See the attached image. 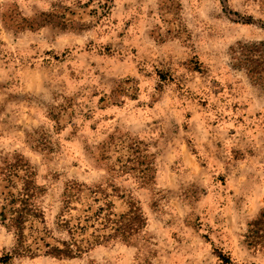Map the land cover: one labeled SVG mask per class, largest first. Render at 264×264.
<instances>
[{
    "label": "rangeland",
    "instance_id": "1",
    "mask_svg": "<svg viewBox=\"0 0 264 264\" xmlns=\"http://www.w3.org/2000/svg\"><path fill=\"white\" fill-rule=\"evenodd\" d=\"M15 168L55 238L72 180L142 220L72 257L0 222V264H264V0H0V193Z\"/></svg>",
    "mask_w": 264,
    "mask_h": 264
},
{
    "label": "trees",
    "instance_id": "2",
    "mask_svg": "<svg viewBox=\"0 0 264 264\" xmlns=\"http://www.w3.org/2000/svg\"><path fill=\"white\" fill-rule=\"evenodd\" d=\"M9 177L3 178L11 187L18 185L12 180L19 177L20 186L15 191L0 193V222L4 224L14 237L13 249L22 254H35L45 249V253L60 257H72L82 253L93 245L109 240L127 241L140 228L141 214L138 207L129 206L127 211L120 214L112 210L114 194L104 193L97 186L90 189L78 181H69L62 193V207L57 214V225L65 231L67 238H55L44 225L43 214L36 203L38 186L31 176H18L19 168H15ZM8 187V186H6ZM101 200V204L94 202ZM83 203V216L72 218L66 213L75 209L73 205ZM255 228L264 227V209L250 223ZM91 227L89 234L85 231ZM261 229V228H260ZM51 238L54 242H50ZM10 255H6L8 259Z\"/></svg>",
    "mask_w": 264,
    "mask_h": 264
}]
</instances>
